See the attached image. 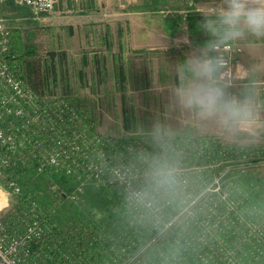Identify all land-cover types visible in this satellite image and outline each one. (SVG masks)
I'll list each match as a JSON object with an SVG mask.
<instances>
[{
	"label": "trees",
	"instance_id": "obj_1",
	"mask_svg": "<svg viewBox=\"0 0 264 264\" xmlns=\"http://www.w3.org/2000/svg\"><path fill=\"white\" fill-rule=\"evenodd\" d=\"M171 1L174 0H143L141 10L158 13ZM201 20L202 16L195 12L187 14L190 39L198 46L206 39L199 28ZM167 27L171 34L176 33L179 20L168 19ZM16 46L11 64L19 72L17 64L23 66V61L33 57L35 50L29 48L18 57ZM66 62V54H51L42 75L37 76L30 69L26 74H19L41 92L66 84ZM125 130L132 131L127 115ZM138 139L133 136L120 141L134 144ZM171 141L179 147H187L183 157L176 149L166 152L164 158L156 139L144 144L147 163L143 166L144 179L139 186L147 195V204L141 206L129 203L120 191L92 185L87 186L85 192L95 196L94 202H89L84 194L81 201L75 202L70 199L77 185L75 181L62 174L41 175L57 181L63 193L60 204L66 211H74L71 219L52 209L47 214L36 198L51 231L50 244L63 250L74 264H264V237L252 233L264 216L262 180L249 169L232 167L237 165V153L213 139ZM192 143L197 146L192 147ZM178 159L184 165L193 164L199 169L188 171L171 195L152 191L151 174L156 164L161 161L175 164ZM35 174L34 171H17L14 177H18L24 188L23 180ZM145 174L149 176L145 178ZM223 174L220 190L208 191L211 182ZM82 203H86L85 207Z\"/></svg>",
	"mask_w": 264,
	"mask_h": 264
},
{
	"label": "rangeland",
	"instance_id": "obj_2",
	"mask_svg": "<svg viewBox=\"0 0 264 264\" xmlns=\"http://www.w3.org/2000/svg\"><path fill=\"white\" fill-rule=\"evenodd\" d=\"M90 1H93L92 4H90ZM216 3H218V0H174L169 2L161 12L150 13L141 10L143 14L137 15L131 9L138 6L142 9L144 6L143 0H60V4L63 6L62 10L64 9L66 14L58 16L53 13L36 15L28 8L18 7L10 2H0V18L8 20L9 25L12 27L13 47L17 45L16 48H18L15 53L16 56L19 57L22 53L24 54L29 48L35 50L33 57H27L23 61V66L16 63L19 73L26 74L27 70L30 69L37 76L42 75L51 54H66L68 59L75 63V67L73 64L69 68L67 67L66 84L62 83L52 88L65 90L73 96L76 103L92 115L89 117L96 121L102 135L117 141L134 136L139 138L137 143L144 145L148 141L154 142L155 139L159 140V138L169 140L186 138L179 136L175 138V136L181 130H184L185 133L189 131L190 137L188 138L192 140L213 139L221 146L232 149L237 153V165L232 167H235V169H249L257 179L262 180L264 183V100L258 105L257 117L252 124L248 128L238 131H225L212 122H203L200 126L186 127H181L178 124L175 126L171 123V132H176V134H169L170 132L167 129L169 126L160 125L158 120L160 114L163 118L165 112L157 109L156 112L154 110L149 112L143 110L141 106V96L144 93H138V90L147 87L148 90L150 89L147 93L152 95L153 88H159L166 95V104L176 106V111H174L176 119L180 121L178 117H181L182 120H185V115L187 116L189 113L183 109H181L182 111L179 110V105L175 102L173 96V87L176 83L175 68L180 61L198 52L201 47L193 44L190 39L186 21L187 14L195 12L201 15L202 12L214 7ZM88 5L93 7L87 8ZM80 15H84V17L80 18ZM76 18L92 22L91 30L86 32V30L80 31L79 27L76 28ZM168 19L179 20V28L176 33L171 34L168 29ZM67 24L74 28V33L71 35L66 28ZM104 37H110L109 39L113 43V54L122 55L124 53V55H128L130 71L133 76L130 85L126 87V90H123L120 87V79L108 72L100 85L101 87H99L100 92L94 94L91 92L89 81L87 80V85H85L80 80L78 63L83 54L104 52L106 48L97 42L98 39ZM167 37L172 41V46L170 45L171 48L168 50H166L169 46ZM81 39L85 40L83 44H81ZM138 41L145 42L146 49L141 54H146V58L144 60L141 58L137 62L136 60L139 59L137 47L139 46L136 43ZM153 43L160 44L162 48L161 68L159 67V61L153 60L152 55L154 52L150 50V48H153L151 47ZM160 45L157 47L160 48ZM112 53L110 52V54ZM258 59L260 57H252L246 49L241 48L239 51L233 52L229 58L230 66H228L227 72L233 73L236 65L251 64ZM108 66V71H111L110 63H108ZM64 86L66 87L64 88ZM170 87L172 88L169 89ZM243 87V82L230 79L232 91L238 93ZM260 88L264 90V81L260 82ZM148 98L151 99V97ZM95 101H99V103L94 104ZM124 107L131 114L133 123L135 122L133 125L134 133L133 131H125ZM163 127H165L167 134ZM149 133L152 135H149ZM178 160L174 165L178 169L180 181L186 177L188 171L199 169L193 164L184 165L185 163L181 159ZM148 176L149 174H145V178ZM13 178L19 183L18 177H14V174ZM23 182L24 188H21L24 196H30L34 199L39 198L47 214L52 209L60 214L65 213L67 218L71 219L73 217L74 211H66L60 204L63 193L60 191V187L56 185L57 181L45 179L35 174L28 176ZM85 189L83 191L84 196L87 193ZM91 195L87 194L85 198L89 202H94L96 198ZM16 201H18V198L13 196L7 189L6 182L0 181V209L8 203L10 208L17 210ZM85 204L82 203L81 206L85 207ZM68 212L71 214H68Z\"/></svg>",
	"mask_w": 264,
	"mask_h": 264
},
{
	"label": "built area",
	"instance_id": "obj_3",
	"mask_svg": "<svg viewBox=\"0 0 264 264\" xmlns=\"http://www.w3.org/2000/svg\"><path fill=\"white\" fill-rule=\"evenodd\" d=\"M59 1L0 0L28 8L36 15L51 14ZM225 51L229 59L233 52ZM14 58L12 27L0 18V181H5L18 198L17 210L8 203L0 209V264H74L63 250L50 244L45 212L37 199L24 196L13 174H62L77 184L70 194L75 202L92 185L120 191L129 203L141 206L147 204V195L139 186L147 151L140 143L102 135L96 121L65 90L33 89L12 67ZM227 76L230 80L232 73L227 72ZM157 143L164 158L166 152L176 149L181 157L185 155L186 146L179 147L165 138ZM224 175L215 178L207 190L215 188L213 191L218 192ZM263 225L264 216L260 225L252 226V233L264 237Z\"/></svg>",
	"mask_w": 264,
	"mask_h": 264
},
{
	"label": "clouds",
	"instance_id": "obj_4",
	"mask_svg": "<svg viewBox=\"0 0 264 264\" xmlns=\"http://www.w3.org/2000/svg\"><path fill=\"white\" fill-rule=\"evenodd\" d=\"M200 30L206 39L198 52L175 68V102L197 122H212L225 131L248 128L264 100V0H218L201 13ZM246 49L251 64H238L231 80L244 83L241 91L230 88L228 53ZM152 191L171 195L180 186L177 167L161 161L152 171Z\"/></svg>",
	"mask_w": 264,
	"mask_h": 264
},
{
	"label": "crops",
	"instance_id": "obj_5",
	"mask_svg": "<svg viewBox=\"0 0 264 264\" xmlns=\"http://www.w3.org/2000/svg\"><path fill=\"white\" fill-rule=\"evenodd\" d=\"M90 2H91L90 4H92L93 1H90ZM90 6L93 7L92 5H88L87 8H89ZM62 7L63 6L60 4V1H59L54 12H52V13L57 14L58 16L66 14L64 9L62 10ZM131 10H133V12L137 15L143 14V12L141 11L139 6L134 7ZM47 15H49V14H47ZM79 17L83 18L84 15H80ZM63 18H65V17H63ZM76 23H77L76 28L79 27L80 31L86 30V32L91 30V26L93 24L92 22H89V21L86 22L84 19H77V18H76ZM66 26H67L66 28L68 30V33L70 35L72 33H74V28L70 24H67ZM73 26H75V25H73ZM109 38L110 37H104V38L98 39V41H97L99 45L106 48V50L104 52H98V53H94V54L93 53L83 54L79 60V63H78L79 64L78 75H79L80 80H82L85 83V85H87V80H88L89 85L91 87V92H93L94 94L97 92H100L99 87H101L100 85L103 83V80H104V78H106L108 72L110 75L114 74L116 77H118L120 79V87H122L123 90H126V87L130 85V80L132 79V76H133V74L130 71V59L128 58V55L126 56V55H124V53L122 55L113 54L112 53L113 43ZM168 39H167V43L169 44V46L170 45L172 46L171 39L170 38H168ZM83 42H85V40L81 39V44H83ZM86 42H89V41H86ZM144 43H145L144 41H138L136 43L137 46H139V47H137L138 48L137 52L139 53L138 54L139 59L136 60L137 62L140 61L141 58L143 60L146 58V54H141L144 51V49H146V47L144 46ZM152 45L153 46H151V47H153V48H150V50L152 52H154L152 55L153 60L159 61V67H160V64L162 61V59H161V56H162L161 45L159 44L160 48L157 47V46H159L157 44L153 43ZM169 46H167L166 50L171 48V46L170 47ZM110 52L112 54H110ZM108 53L111 55L110 60H109V54ZM66 63L68 65L67 66L68 68L70 66H72V64L73 65L75 64L74 62H71L68 59V56H67V62ZM108 63H110L111 71H108V69H109ZM74 67H75V65H74ZM158 72H160V71H158ZM92 80H93V83H92ZM171 88L172 87H170L169 89H171ZM127 90H128V88H127ZM138 91H139L138 93H144V95L141 96V101H142L141 106L143 107V110H148L149 112L151 110H154L156 112V109H157L160 111L163 110L165 112L163 114V118H162V114H160L161 116L159 117L160 119H158V120L160 122V125H165V126L168 125L169 126V127L167 126L168 127L167 129L170 132L169 134H176V132H171V128H170L171 123L175 124V126H177V124H178L181 127L182 126H185V127L186 126H200L203 124V122H197L190 114H188L187 116L185 115V120H182L181 117H178V118H180V121H178L176 119V117H175L176 115L174 113V111H176L175 110L176 106H173L172 104H168V105L166 104L167 103L166 102V95L162 89L153 88V94L152 95L147 93L150 91V89L148 90L147 87L139 89ZM103 92H104V90H103ZM148 97H151V99H149ZM80 100H82V99H80ZM85 100H87V99H85ZM125 100H127V99H125ZM77 101H79V100H77ZM96 103L98 104L99 101L94 102V104H96ZM124 104H125V102H124ZM181 109L182 108L179 107L180 111H182ZM171 110H173V111H171ZM124 111H125L123 113L124 125H125V115H127L129 122H130V125L132 127V131H134L133 125L135 122L133 123L132 116L128 112V110H126V108ZM88 115L92 116L90 114H88ZM263 124H264V122H263ZM164 128L165 127H163V129ZM164 131L167 134V131L165 129H164ZM176 131H177V129H176ZM126 132H130V131H126ZM188 132L185 133L184 130H181L180 132L177 133L175 138L177 136L188 138V137H190ZM149 135H152V134L149 133Z\"/></svg>",
	"mask_w": 264,
	"mask_h": 264
}]
</instances>
